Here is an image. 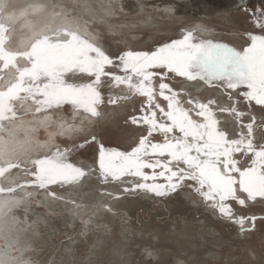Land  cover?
<instances>
[{
  "label": "rangeland",
  "instance_id": "1",
  "mask_svg": "<svg viewBox=\"0 0 264 264\" xmlns=\"http://www.w3.org/2000/svg\"><path fill=\"white\" fill-rule=\"evenodd\" d=\"M103 2L109 19L107 24L87 20L85 28L60 24L52 31L45 26L38 32L51 34L56 29L72 30L85 35L113 57L128 50H154L187 31H193L201 39L227 43L238 50L250 43L249 32L264 34L258 23L264 22V15H261L264 0ZM166 4L170 10L165 12L162 5ZM0 14L4 16L1 9ZM69 16H65L66 23ZM26 47L14 46L10 50ZM6 71L9 77L15 73L14 69ZM165 82L184 99H213L225 108L239 101L238 109L247 113L243 123L252 122L255 142L264 143V106L254 102L247 105L237 90H229L232 96L229 99V91L217 82L209 84L182 77ZM113 93L125 98L115 104L102 105L98 117L70 105L36 112V106L29 102L19 109V118L8 124L12 135L6 137L3 129L0 130L5 138L2 152L11 160L67 148L71 152V162L86 173L91 172L77 183L52 185L49 190L21 187L34 208L33 213L28 214L29 220H39L34 232L37 237L23 254L28 253L33 264H50L52 260L60 264H264V201L259 198L249 201L245 207L233 205L238 214L257 218L254 228L246 219L245 231L241 232L238 225L206 205L192 188L184 187L160 197L143 190L125 191L131 187V178L106 182L100 177L97 158L101 144L130 150L145 134L143 125L131 121V117L141 114L143 98L128 93L123 87L113 89ZM159 102L166 104L162 98ZM217 115L221 127L230 133L247 132V128L241 129V121L234 115L228 112ZM23 147L29 148L26 153ZM20 176L21 182L27 179L23 172ZM44 195L48 196L52 207L44 205ZM12 212L22 219L27 215L23 206L13 208ZM3 243L0 239V247L5 248ZM10 251L14 262L21 251L14 245Z\"/></svg>",
  "mask_w": 264,
  "mask_h": 264
},
{
  "label": "snow or ice",
  "instance_id": "2",
  "mask_svg": "<svg viewBox=\"0 0 264 264\" xmlns=\"http://www.w3.org/2000/svg\"><path fill=\"white\" fill-rule=\"evenodd\" d=\"M12 23L0 16V74L15 70L0 88V129L15 122L19 109L29 102L36 112L70 105L98 117L102 105L125 98L113 93L123 87L145 101L141 114L131 117L133 124L144 126L145 134L130 150L101 144L100 177L106 182L131 178L125 191L143 190L160 197L189 187L241 232L246 219L254 228L257 218L238 214L233 207H245L258 198L264 201V143L255 142L254 124L243 123L247 113L238 109L239 101L225 108L213 99H184L165 81L182 77L217 82L226 91L237 90L247 105L264 106V34L249 32L250 43L238 50L187 31L154 50H128L113 57L68 29L39 33L23 50H10ZM258 23L264 32V22ZM218 112L234 115L247 132L222 128ZM70 156L69 149L56 148L37 157L0 160V195L15 194L21 187L49 190L52 185H72L91 174L71 162ZM15 169L27 179L5 187L4 179Z\"/></svg>",
  "mask_w": 264,
  "mask_h": 264
},
{
  "label": "bare ground",
  "instance_id": "3",
  "mask_svg": "<svg viewBox=\"0 0 264 264\" xmlns=\"http://www.w3.org/2000/svg\"><path fill=\"white\" fill-rule=\"evenodd\" d=\"M104 3L103 0H0V9L4 13L3 18L5 20L10 18L13 21L12 28L9 31L10 34H8L10 35L9 45H7L10 46V49L14 46L22 49V45L28 46L32 38L39 34L38 31L45 26L48 27L49 31H52V28H56L60 24L61 26L66 24L70 28L75 26L82 28L87 20H93L95 24L98 22L107 24L109 19L106 10H104ZM162 8L165 12L170 10L168 4L162 5ZM65 16H69V22L67 23L64 21ZM0 75L3 77L0 80V87H4L15 73L9 77L7 76V71H4ZM6 125L7 127L3 131L7 137L12 134L9 131L7 122ZM4 134L0 132V160H11L9 155L2 152V147L5 144V138L2 136ZM23 148L24 153L29 149L27 147ZM21 172L22 170L17 171L15 169L8 174L3 181L5 187L20 183L21 180L18 179L21 178ZM22 189L19 188L16 191L17 193L15 192L12 195H0V239H3L5 243V248L0 247V264H33L29 254H23L22 251L30 247L36 239L37 236L34 237V232L39 220H29L28 214L33 213L34 208L31 206V200L23 195ZM43 198L45 206H53L47 195H44ZM19 206H23L26 210L25 219H22L18 213L12 212L13 208ZM40 222H43V220L41 219ZM13 245L21 251L20 256H17L14 262L11 259L12 254L10 251ZM50 264L60 263L52 260Z\"/></svg>",
  "mask_w": 264,
  "mask_h": 264
}]
</instances>
